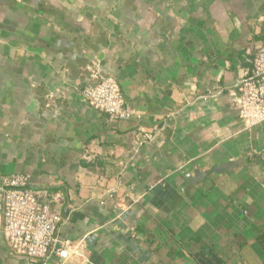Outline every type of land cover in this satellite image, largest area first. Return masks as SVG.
<instances>
[{
  "label": "crops",
  "instance_id": "0c3cea01",
  "mask_svg": "<svg viewBox=\"0 0 264 264\" xmlns=\"http://www.w3.org/2000/svg\"><path fill=\"white\" fill-rule=\"evenodd\" d=\"M263 45L264 0H0V185L61 216L47 264H264V124L230 95ZM109 76L129 121L84 99Z\"/></svg>",
  "mask_w": 264,
  "mask_h": 264
},
{
  "label": "built area",
  "instance_id": "2783aa9c",
  "mask_svg": "<svg viewBox=\"0 0 264 264\" xmlns=\"http://www.w3.org/2000/svg\"><path fill=\"white\" fill-rule=\"evenodd\" d=\"M250 64L239 84L230 91L239 107L240 118L248 129L264 124V45ZM83 95L90 106L112 121H129L137 114L125 102L120 85L113 77L102 78ZM144 138L147 141L152 139L150 136ZM30 182L29 176L20 174L8 177L0 185L3 237L11 253L29 263L47 264L52 257L66 261L71 245L60 237L63 220L52 210L49 202L40 199L39 193L30 187Z\"/></svg>",
  "mask_w": 264,
  "mask_h": 264
}]
</instances>
